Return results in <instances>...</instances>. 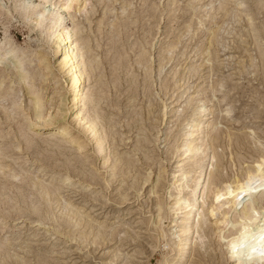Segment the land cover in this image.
I'll return each mask as SVG.
<instances>
[{
    "label": "rangeland",
    "instance_id": "rangeland-1",
    "mask_svg": "<svg viewBox=\"0 0 264 264\" xmlns=\"http://www.w3.org/2000/svg\"><path fill=\"white\" fill-rule=\"evenodd\" d=\"M1 1L0 41L6 36L28 55L51 58L36 28L13 10L18 0ZM240 1L86 0L70 11L67 24L78 27L96 62L89 84L100 100L93 110L100 116L104 165L70 109L60 118L67 106L55 57L51 76L40 80L43 114L66 123L78 137L72 142L54 133L56 123L35 124L29 96L9 81L11 70L0 62V264H160L170 253L151 223L155 199L172 201L168 184L184 157L175 140L200 102L218 125L207 138L214 180L226 187L241 171L264 167V0ZM11 98L20 99L19 110L11 112ZM21 113L32 130L20 126ZM18 127L29 143L18 145ZM64 170L72 176L63 183ZM66 202L77 219L67 216ZM170 219L163 227L173 242ZM206 227L202 244L197 241L181 264H264V239L226 244Z\"/></svg>",
    "mask_w": 264,
    "mask_h": 264
},
{
    "label": "bare ground",
    "instance_id": "bare-ground-1",
    "mask_svg": "<svg viewBox=\"0 0 264 264\" xmlns=\"http://www.w3.org/2000/svg\"><path fill=\"white\" fill-rule=\"evenodd\" d=\"M234 1L240 6V0ZM1 4L6 8L2 1ZM38 5L41 6L40 9H37ZM85 5L86 0H39L38 3H35L34 0H18V5H13V10L18 9L21 18L29 20L30 28H36L37 36L42 40V51L47 52L51 58L48 59L42 56L41 53L39 56L34 53L28 55L27 51L15 46L12 40L3 36L2 41H0V62L11 70L9 81L17 83L19 92L23 91L29 96L28 107L34 118L39 120L38 123H35L37 126L56 123V127L53 128L54 133L60 136L69 135L68 139L66 137V142L67 140L74 141L77 136L70 134L71 132L68 131L66 123L65 125L60 124L61 119L67 116L65 114L66 110L70 109L72 122L76 127L84 126L83 136L89 143H94L92 149L96 155L101 157L102 165H104L106 163L103 157L105 146L98 123L100 116L96 114L98 112L93 110L96 102H100V100L93 99L89 84L96 69L94 67L96 62L87 56V46L78 37V27L75 24L71 25L66 22L70 20L69 13L71 10L84 8ZM78 11L80 12V10ZM54 57L56 58L55 67L59 75L63 77L65 85L66 96H63L60 100L62 107L67 106V108H63L62 112L59 110L63 116L60 117L61 119L55 117L52 119L45 112L47 118H44L43 114V107L45 106L44 91L42 92L40 80L46 82L48 77L51 76L52 63L50 59ZM32 62H34V66H32ZM1 85L2 78H0V87L2 88ZM9 90L10 87L4 91V95L1 94L2 98L5 99L9 96ZM56 93L59 95L57 90ZM10 101L11 112L19 110L17 106L20 104V99L17 101L11 98ZM204 103L200 102V104L190 107L191 109L184 117L181 131L175 140V149L184 157L180 159V162L183 161V163L177 164V172L172 175L168 184L166 193L172 197V201L170 204L164 205L157 197L155 199L156 210L151 223L154 225L162 246L168 248L166 253H170L169 256L167 254L162 256L160 264H181L185 256L190 253L193 245L197 244V241L202 244L203 239L207 236V230L205 231L207 224L212 227L214 232L216 231L221 237H225L226 244H234L235 240L244 242L246 238L251 242L264 239V181L257 182L258 179H264V167L246 169L236 176L233 175V179L226 187L221 184L220 179L214 180L213 175L215 173L213 170H209L210 163L208 161L212 149L207 138L210 132L214 134L217 132V122L215 124L210 123V109ZM165 110H163V116L166 113ZM20 115L22 119L20 126L32 130L31 124H28L29 122L26 120L27 117H24L23 113ZM21 130L18 127L14 131V138L17 139L19 146H22L26 141L29 143L25 138V131ZM225 136V146L228 149L231 138L228 134ZM77 145L80 150L84 147L80 143ZM230 154L227 156L232 168L235 162H233L234 160ZM193 156L198 157L190 166V160ZM0 171H2V168ZM14 176L17 175L14 173ZM71 176L69 171H65L62 176L63 183L70 181ZM157 182L158 178H155V183ZM46 193L48 194V192ZM69 206L70 204L66 202L63 208L67 216L74 219L76 210L75 212L71 211V208L68 210ZM169 217H171V227L174 229L171 233L174 235L173 242L167 240V232L163 227L164 220Z\"/></svg>",
    "mask_w": 264,
    "mask_h": 264
}]
</instances>
